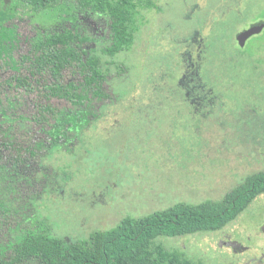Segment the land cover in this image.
<instances>
[{
  "label": "rangeland",
  "instance_id": "1",
  "mask_svg": "<svg viewBox=\"0 0 264 264\" xmlns=\"http://www.w3.org/2000/svg\"><path fill=\"white\" fill-rule=\"evenodd\" d=\"M159 4L160 12H142L131 50L108 67L118 102L103 107L75 142L41 159L38 172L34 162L11 168L19 151L21 160L29 156V138L24 130L15 141L5 138L7 120L20 110L10 108L7 115L8 105L1 103L0 198L10 220H2L0 250L41 221L51 236L73 241L111 229L126 216H145L179 202L218 201L245 176L264 169V0ZM77 13L76 0H59L44 11L0 0V68L18 69L14 59L26 50L35 26L72 23ZM77 23L108 61L101 53L108 41L104 20L79 16ZM212 31L219 34L216 51L211 58L210 45L205 46L202 57L215 91L210 104L202 102L199 109L166 104L177 94L185 67L192 66L196 47ZM4 141L18 145L9 142L2 151ZM52 172L58 182L44 184ZM263 227L264 194L220 231L158 242L204 264H260Z\"/></svg>",
  "mask_w": 264,
  "mask_h": 264
},
{
  "label": "trees",
  "instance_id": "2",
  "mask_svg": "<svg viewBox=\"0 0 264 264\" xmlns=\"http://www.w3.org/2000/svg\"><path fill=\"white\" fill-rule=\"evenodd\" d=\"M19 1L35 11H44L59 0ZM160 1L76 0L78 16L72 23L34 27L26 50L14 59L13 65L18 69L7 72L5 66L0 68V105L3 101L7 103V115L10 108L14 112L20 110L14 118L6 119L7 127L2 133L8 131L5 138L15 141L18 132L24 130V137L29 138L26 148L29 156L21 160L19 151V158L11 163V168L19 169V164L25 165V161L34 162L38 172L41 159L64 148L66 142H75L78 132L96 119L103 107L118 102L108 67L115 65L113 59L118 54L131 50L143 25L142 12H160ZM79 16L104 20L108 41L101 53L109 58L108 61L103 62L96 48H92L93 38L77 23ZM255 30L253 27L241 35ZM217 36L219 34L212 31L208 40L203 39L204 44L199 42L202 45L195 49L192 68L185 67L175 91L177 94L170 96L166 104L177 103L194 109L210 104L215 91L203 73L202 57L210 45L212 58ZM240 43L238 40L241 46ZM238 50L239 55L243 53L240 48ZM14 141H4L2 151L10 143L18 145ZM32 143L33 149L29 148ZM58 179V174L52 172L44 184L54 185ZM262 194L264 169L245 176L218 201L179 202L145 216H126L113 228L95 230L84 239L55 238L41 221L39 226L25 228L7 249L0 250V264H204L182 251L166 248L158 240L220 231ZM6 204L4 198H0V227L5 225L2 220H10Z\"/></svg>",
  "mask_w": 264,
  "mask_h": 264
},
{
  "label": "flooded vegetation",
  "instance_id": "3",
  "mask_svg": "<svg viewBox=\"0 0 264 264\" xmlns=\"http://www.w3.org/2000/svg\"><path fill=\"white\" fill-rule=\"evenodd\" d=\"M261 231H263L264 232V227L262 228V230ZM263 259H264V255L262 254L261 255V257H259V260H258V262L260 263V264H263Z\"/></svg>",
  "mask_w": 264,
  "mask_h": 264
}]
</instances>
